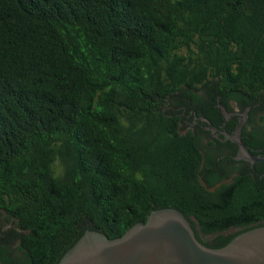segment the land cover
<instances>
[{
    "label": "trees",
    "instance_id": "trees-1",
    "mask_svg": "<svg viewBox=\"0 0 264 264\" xmlns=\"http://www.w3.org/2000/svg\"><path fill=\"white\" fill-rule=\"evenodd\" d=\"M256 103L264 124V0H0V263L165 207L213 248L264 225L259 176L223 182L183 130Z\"/></svg>",
    "mask_w": 264,
    "mask_h": 264
},
{
    "label": "water",
    "instance_id": "water-1",
    "mask_svg": "<svg viewBox=\"0 0 264 264\" xmlns=\"http://www.w3.org/2000/svg\"><path fill=\"white\" fill-rule=\"evenodd\" d=\"M221 109L225 113L223 106ZM244 115L239 127L246 121ZM239 130L234 137L239 147L237 157L251 163L264 161V152H251ZM58 264H264V225L242 231L226 245L213 248L198 240L181 211L159 208L116 238L87 230Z\"/></svg>",
    "mask_w": 264,
    "mask_h": 264
},
{
    "label": "flooded vegetation",
    "instance_id": "flooded-vegetation-1",
    "mask_svg": "<svg viewBox=\"0 0 264 264\" xmlns=\"http://www.w3.org/2000/svg\"><path fill=\"white\" fill-rule=\"evenodd\" d=\"M256 106L259 108V112L254 115V119L258 118L259 113L263 111V106L260 103H256ZM249 109L250 107L247 106L244 110H240L234 105L231 110H226L225 113L221 111L223 118L214 122L194 111L192 119H186V125L189 124L187 129H191L196 134L205 154V160L207 163L216 162V175L224 176L223 182L225 183L231 182L237 174L245 173L252 178L259 176L264 183V172H257L253 167L254 162H250L246 169L248 172H241L240 164L249 161L237 157L239 147L234 137L238 134L239 128V136L251 152H264V124L249 123ZM244 114H247L246 121L239 127L238 122L245 117ZM234 231V228L229 230L231 233ZM211 236L207 235L208 238Z\"/></svg>",
    "mask_w": 264,
    "mask_h": 264
},
{
    "label": "rangeland",
    "instance_id": "rangeland-1",
    "mask_svg": "<svg viewBox=\"0 0 264 264\" xmlns=\"http://www.w3.org/2000/svg\"><path fill=\"white\" fill-rule=\"evenodd\" d=\"M252 123H259L258 118L254 119V122H252ZM188 127H189V124L188 125H185L184 128H183V130L185 131Z\"/></svg>",
    "mask_w": 264,
    "mask_h": 264
}]
</instances>
